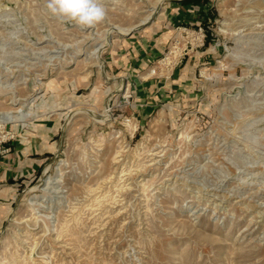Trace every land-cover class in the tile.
Wrapping results in <instances>:
<instances>
[{
  "label": "rangeland",
  "instance_id": "1",
  "mask_svg": "<svg viewBox=\"0 0 264 264\" xmlns=\"http://www.w3.org/2000/svg\"><path fill=\"white\" fill-rule=\"evenodd\" d=\"M184 1L0 0V264H264V0Z\"/></svg>",
  "mask_w": 264,
  "mask_h": 264
},
{
  "label": "clouds",
  "instance_id": "2",
  "mask_svg": "<svg viewBox=\"0 0 264 264\" xmlns=\"http://www.w3.org/2000/svg\"><path fill=\"white\" fill-rule=\"evenodd\" d=\"M52 15L75 21L82 27H93L105 19V9L98 0H48Z\"/></svg>",
  "mask_w": 264,
  "mask_h": 264
},
{
  "label": "bare ground",
  "instance_id": "3",
  "mask_svg": "<svg viewBox=\"0 0 264 264\" xmlns=\"http://www.w3.org/2000/svg\"><path fill=\"white\" fill-rule=\"evenodd\" d=\"M148 18V17H147ZM146 18V19H147ZM146 21V20H145ZM148 21V20H147ZM122 30V29H121ZM131 30V29H130ZM92 40V39H91ZM103 47L100 48V51L102 50ZM41 50V49H40ZM98 51V50H97ZM78 52V51H77ZM95 52V51H94ZM87 58V57H86ZM19 111V110H18ZM101 121V120H100ZM105 121V120H104ZM98 122V121H97ZM107 122V121H106ZM118 161V160H117ZM59 172H61V169L59 168ZM60 177V175L57 176V178ZM119 177V176H118ZM56 178V179H57ZM56 180L52 177H49V179L47 180V184H53ZM58 183V182H57ZM124 184V183H123ZM108 198V197H107Z\"/></svg>",
  "mask_w": 264,
  "mask_h": 264
},
{
  "label": "trees",
  "instance_id": "4",
  "mask_svg": "<svg viewBox=\"0 0 264 264\" xmlns=\"http://www.w3.org/2000/svg\"><path fill=\"white\" fill-rule=\"evenodd\" d=\"M201 0H185L184 3H199ZM211 42V37L209 36V32L206 38V43L209 44Z\"/></svg>",
  "mask_w": 264,
  "mask_h": 264
},
{
  "label": "crops",
  "instance_id": "5",
  "mask_svg": "<svg viewBox=\"0 0 264 264\" xmlns=\"http://www.w3.org/2000/svg\"><path fill=\"white\" fill-rule=\"evenodd\" d=\"M40 167L42 168V165ZM5 173H6V175H10V177H11V174L9 173V169L5 170ZM10 181H12V177L10 178Z\"/></svg>",
  "mask_w": 264,
  "mask_h": 264
}]
</instances>
